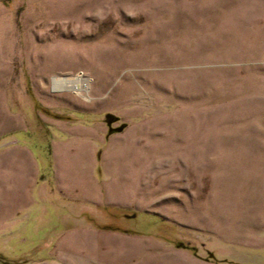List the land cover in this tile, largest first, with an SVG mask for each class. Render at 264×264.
Masks as SVG:
<instances>
[{
	"label": "rangeland",
	"instance_id": "rangeland-1",
	"mask_svg": "<svg viewBox=\"0 0 264 264\" xmlns=\"http://www.w3.org/2000/svg\"><path fill=\"white\" fill-rule=\"evenodd\" d=\"M3 135L50 194L30 188L44 211L0 264H153L162 237L241 264V234L264 237V0H0Z\"/></svg>",
	"mask_w": 264,
	"mask_h": 264
},
{
	"label": "crops",
	"instance_id": "crops-1",
	"mask_svg": "<svg viewBox=\"0 0 264 264\" xmlns=\"http://www.w3.org/2000/svg\"><path fill=\"white\" fill-rule=\"evenodd\" d=\"M80 109L84 111V107L80 106ZM6 138H8V135H3L0 138V183L2 185L1 189V197H5L6 200V206L5 204H0V239L4 241H9L13 239L20 240V236L24 234L26 224L29 223L32 219L31 217L34 216L35 208H37L38 211H44V204H40L41 201H39L40 196L35 194L32 196V192L30 190L31 187H34L36 185H39L42 183V179L38 180V161L35 159V157L29 153L23 150L22 144H20V141L16 139H12L9 141H6ZM13 141L14 143L10 142ZM3 145H7L6 148H3ZM16 153L15 160L18 162L19 166V174H16V179L18 183L12 185V187H9L7 185V178H8V160H9V154ZM26 159L28 162H31L33 166L32 172L29 173V175L25 176V164ZM50 159V158H49ZM55 159V155H54ZM14 159H11V161H15ZM49 163V164H48ZM47 165L51 167V161H48ZM6 171V172H4ZM43 178L44 183L41 184V188L45 193H49V186H47L46 178L44 176H41ZM38 180V181H37ZM39 182V183H38ZM61 190L66 194L65 201L68 203L64 204V208L66 210H69V214L71 216L69 217H75L76 219H82L84 218V205L81 207H76L75 211L73 209V206L69 204H76L77 202L80 204H84V192H79L77 195L72 193L70 194L67 191V187L65 185H61ZM97 189V187H95ZM99 191V189H97ZM76 192V191H75ZM31 193V201H27L25 197H28V195ZM94 195H97V191L95 190ZM69 199V201H67ZM114 198H110L107 202L109 206H117V207H126L128 205L126 204H119L118 200H113ZM71 200V201H70ZM10 201V203H8ZM97 204V206H101L105 203V201L99 197H95L94 200ZM49 204H47L48 206ZM42 208H41V207ZM73 210H71L70 208ZM245 208V207H243ZM79 210V211H78ZM248 212V210H247ZM243 213V217H244ZM248 214V213H247ZM246 215V226L249 225L248 215ZM256 218H252L253 220H256L254 225L257 226V232H261V230H264V220L259 219L260 212H257ZM244 219V218H243ZM9 229V230H8ZM74 232V231H70ZM113 236L120 237L121 239H129L131 240L132 244L136 246L137 241L133 240L132 238H128L121 234H112ZM260 235V234H259ZM244 233L241 234V241L245 242L246 244L241 242L242 247L245 248L248 253H254L252 258L250 257H242L241 258V264H264V237ZM163 238V237H162ZM157 238L159 240V244H156L153 242V240L146 239L147 241L153 242L152 248L156 251L155 260L152 262L153 264H212L210 261H206L203 259L199 254L194 255L191 250L188 248L180 247L178 245H169L168 242H165L164 239ZM146 240L144 242H146ZM251 243V244H250ZM253 243H256V246L254 247ZM253 245V246H252ZM178 246V247H177ZM254 248V250H252ZM126 249V246H125ZM253 251V252H251ZM234 263V262H233ZM237 263V262H235Z\"/></svg>",
	"mask_w": 264,
	"mask_h": 264
},
{
	"label": "water",
	"instance_id": "water-1",
	"mask_svg": "<svg viewBox=\"0 0 264 264\" xmlns=\"http://www.w3.org/2000/svg\"><path fill=\"white\" fill-rule=\"evenodd\" d=\"M105 119H106V124L109 127V133H111L113 130V128L111 127V124L112 122H114V120H117V118L113 116L112 114H107Z\"/></svg>",
	"mask_w": 264,
	"mask_h": 264
},
{
	"label": "trees",
	"instance_id": "trees-1",
	"mask_svg": "<svg viewBox=\"0 0 264 264\" xmlns=\"http://www.w3.org/2000/svg\"><path fill=\"white\" fill-rule=\"evenodd\" d=\"M121 130H122V127L119 126V127H117V128H114V129L112 130V132H119V131H121ZM112 132H111V133H112ZM179 246H180V247H184V246H182V245H180V244H179ZM185 248H186V247H185Z\"/></svg>",
	"mask_w": 264,
	"mask_h": 264
},
{
	"label": "bare ground",
	"instance_id": "bare-ground-1",
	"mask_svg": "<svg viewBox=\"0 0 264 264\" xmlns=\"http://www.w3.org/2000/svg\"><path fill=\"white\" fill-rule=\"evenodd\" d=\"M78 94H80V93H78Z\"/></svg>",
	"mask_w": 264,
	"mask_h": 264
}]
</instances>
